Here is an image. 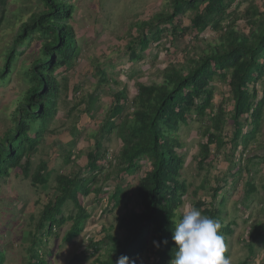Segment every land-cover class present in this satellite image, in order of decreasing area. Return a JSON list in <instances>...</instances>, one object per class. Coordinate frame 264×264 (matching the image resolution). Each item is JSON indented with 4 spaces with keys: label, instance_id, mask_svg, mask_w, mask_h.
I'll return each instance as SVG.
<instances>
[{
    "label": "trees",
    "instance_id": "16d2710c",
    "mask_svg": "<svg viewBox=\"0 0 264 264\" xmlns=\"http://www.w3.org/2000/svg\"><path fill=\"white\" fill-rule=\"evenodd\" d=\"M166 2L169 12L162 11L136 26L137 35L128 46L133 64L139 63L143 59L141 54L151 44L159 42L164 33L181 39L187 33L195 32L197 38L209 29L216 39L204 42L205 48L200 54L187 58L182 65L168 66L161 73V83L137 84V94L130 104L125 88L113 95L109 109L101 110L97 106L99 98L95 95H84L79 103H73L78 88L74 86L71 90L65 74L74 69L80 50L74 29L69 25L76 9L71 0H41L43 10L21 26L9 48L6 63L0 71V89L9 85L19 59L33 44L36 56L24 70L22 81L27 89L9 119L11 125L0 136V180L19 169L31 179L33 186L45 188L49 179L42 176L50 177L51 173H46L47 164H42L30 176L31 155L47 136L54 135L52 127L59 110L68 106L67 117L70 115L76 121L82 113L92 120L103 116L98 131H92L94 136H88L93 144L90 143L85 153L79 154V158L85 156L87 159L79 176L69 178L63 174L57 177L59 187L56 195L40 213L35 234L30 232L32 244L26 264H48L43 256V260L39 258L41 256L34 244L37 235H44L46 240L52 237L51 233L56 237L55 230L68 222L71 226L64 241L68 243L81 235L84 223L91 217L81 198L86 199L93 194L97 200L105 198L111 213L121 208L129 210L133 185L123 188L125 177L137 179L133 196L139 212L132 209L127 216L119 218V233L112 235L102 231V240L92 244L91 249L95 254L103 250L105 257L98 256L91 264H116L120 256H127L134 264H171L177 249L173 230L180 219L176 210L184 205L189 187H193L182 177L185 157L178 135L182 127L193 123L203 125L201 137L206 139L205 143L199 144L198 174L205 169L208 172L191 193L190 206L220 221L226 246L228 238L234 234L232 228L235 224H225L223 219L227 194L237 186L243 171L248 175L244 209H249L247 204L257 192L251 176L253 178L257 174L254 169L259 163L264 164V141L258 142L256 138L264 120V89L262 92L257 89L264 78V11L251 3L239 15L237 10L243 4L239 0ZM187 14L192 15L190 26L182 28L180 18ZM240 22H244V29L239 27ZM215 81L229 89L232 106L229 113L223 104L214 105L215 88L212 83ZM104 85L106 75L101 71L96 86L101 90ZM229 122H232L229 144L233 150L228 154L224 149L227 144L223 134ZM248 127L250 131L245 133ZM113 134L121 142V148L109 159L103 143L106 139L109 141ZM252 143L256 145L255 152L249 151L244 157ZM67 153L70 154L64 163L72 160L71 151ZM220 155L225 157L228 165L237 169L231 183L227 176L221 179L214 177L213 184L209 178L208 173ZM243 160L247 163L244 165L246 168L240 169L238 163ZM80 174L84 175L83 178ZM100 175L103 176L102 183H98ZM112 179L117 180L113 187L109 185ZM229 185L232 187L224 191ZM93 186L96 188L92 189ZM103 186L108 188L106 193H103ZM201 192H206L208 197L201 198ZM68 206L72 209L65 215L63 209ZM249 236V244L244 242V245L249 246L248 256L254 258L255 246L264 244V228L252 227ZM0 264H5L1 248Z\"/></svg>",
    "mask_w": 264,
    "mask_h": 264
},
{
    "label": "rangeland",
    "instance_id": "374dc122",
    "mask_svg": "<svg viewBox=\"0 0 264 264\" xmlns=\"http://www.w3.org/2000/svg\"><path fill=\"white\" fill-rule=\"evenodd\" d=\"M71 1L76 9L69 25L74 29L80 54L74 69L65 75L69 79L71 90L74 86L78 88L73 102L76 104L81 101L84 95H95L99 98L97 106H100L101 110L109 109L113 103V95L124 88L127 89L130 104L137 94V84L161 83V73L168 66L182 65L187 58L200 54L205 48L204 42H213L216 39V35L209 29L197 38L195 32H189L181 39H176L164 33L159 42L151 44L141 54L143 59L139 63L133 64L130 61L131 52L128 51V46L137 35L136 26L141 21H148L162 11L169 12L170 8L166 0ZM239 2L243 3L237 10L239 15H242L251 3L264 11V0H239ZM42 10L41 0H0V19H2L0 25V71L3 70L8 50L20 32L21 26L28 22L32 15ZM190 17L192 15L187 14L184 18H180L182 28L190 26ZM239 27L244 29V22H240ZM202 40L205 41L202 42ZM25 51V55L19 59L17 69L10 77L9 85L4 89H0V136L7 130V126L11 125L9 119L27 89L22 77L24 70L27 69L36 56L34 54V44ZM137 53L140 54L139 51ZM186 68L183 70L184 73L187 70ZM101 71L106 75V85L98 90L96 84ZM263 81L257 86L259 92L264 89ZM212 87L215 88L214 105L218 107L223 104L226 113H229L232 106L229 102L228 87L219 81L213 82ZM67 108L68 106H65L59 110V116L57 121L53 123L52 130L61 134H68L70 131L74 134L72 138H68V141L61 146V150L55 152L56 145L53 139L56 135L47 136L42 146L31 155L30 176H32L34 169L42 159L50 164V169L56 170L51 173L50 177L48 175L42 176L46 180L49 179L45 185L46 187L37 186V188H34L31 179L26 178L25 174L19 169L12 171L8 178L0 180V248L5 257V264H26L28 262V249L32 244L31 233L35 234V226L38 223L43 206L56 195V188L59 187L56 178L63 174L68 175L69 178H71L70 176L77 177L80 168L87 164L86 157L79 158V154L80 152L85 153L90 148V143L93 144L89 141L88 136H94L91 132L98 131L103 116L99 115L96 120H92L88 115L82 113L76 121L70 115L67 117ZM80 109L83 110L84 105ZM261 125L256 137L258 142L264 141V120ZM75 126H78V129ZM202 130V124L193 123L182 127L179 131L178 138L183 144L182 152L185 157L182 177L187 184L193 186L189 187L183 206H190L192 203L191 193L207 176V169L198 174L199 144L206 142V139L201 137ZM249 131L250 128L248 127L244 132L248 133ZM231 133L232 122H229L223 134L224 142L227 144L224 149L228 154L233 150L229 144L232 138ZM254 146L256 145L253 143L249 146L244 157L248 155L249 151L255 152ZM103 147L108 151V157L111 159L113 155L119 153L121 142L113 134L109 141L107 139L104 141ZM211 149L213 151V148ZM69 151H71L75 163L72 160L71 162L70 160L66 161L69 164L64 163L66 157L68 158L70 154L67 153ZM214 163V168L210 169L208 173L212 184L215 181L214 177L221 179L225 176L228 177L227 179L231 183L233 174L237 171L236 167L228 165L223 155H220ZM246 164V161L243 160L238 163V166L240 165V169H245L244 165ZM256 168L254 170L257 171V174H252L253 178L251 176V179L255 182L257 192L252 195L247 204L249 209H244L246 204L243 200L248 178L247 173L244 171L241 173L237 186L234 187V190L231 188L229 194H227L223 219L225 224L236 223V226L232 228L234 234L228 238L226 246L228 256L231 257V264H251L254 262L251 257L244 260V257H249V246L244 245L245 247H242L241 245L243 242L249 241L252 227L264 228L262 226L264 225V208H259V202L264 207V164L259 163ZM83 174H80L81 178H83ZM102 179L103 176L100 175L98 183H102ZM116 183L117 180L112 179L109 185L113 187ZM129 184L133 185L130 189L131 202L129 210L135 209L139 212V209L135 206L133 196L137 179L135 177H125L122 187L125 188ZM230 187L232 186L229 185V187L224 188V191H228ZM94 188L96 187L93 186L92 189ZM107 191L108 188L105 187L103 193ZM199 194L201 198L205 197L206 199L208 197L206 192ZM80 200L89 210L91 217L84 223V229L79 237L68 243L64 241L65 234L71 226L70 222L55 230L58 235L56 237H53L52 233L50 234L52 237L47 240L44 235L36 236L34 244L41 256L39 258L43 260V256L48 264H91L98 256L105 257L103 250L98 254L92 252V244L102 240L103 230L112 235L119 233V218L129 214V210L124 208L115 210L112 213L109 212L106 199L97 200L94 194ZM70 209H72L71 206H68L65 210L63 209L64 214H69ZM100 248L102 249V246ZM146 259H148V256H146Z\"/></svg>",
    "mask_w": 264,
    "mask_h": 264
},
{
    "label": "clouds",
    "instance_id": "9594fccd",
    "mask_svg": "<svg viewBox=\"0 0 264 264\" xmlns=\"http://www.w3.org/2000/svg\"><path fill=\"white\" fill-rule=\"evenodd\" d=\"M180 216L173 230L177 246L171 264H231L221 235V223L192 206L176 210ZM116 264H134L127 256H120Z\"/></svg>",
    "mask_w": 264,
    "mask_h": 264
},
{
    "label": "crops",
    "instance_id": "0c3cea01",
    "mask_svg": "<svg viewBox=\"0 0 264 264\" xmlns=\"http://www.w3.org/2000/svg\"><path fill=\"white\" fill-rule=\"evenodd\" d=\"M54 135H56V136H54ZM54 135H52V136H54L55 138L53 139L54 140V142H55V145H56V149H54V150H56L55 152H57V150L58 151H60L61 150V146L65 143V142H67L68 141V138H71L72 136H73V134H72V132H69L68 134H61V133H54ZM72 135V136H71ZM51 136V135H50ZM43 144V143H42ZM42 146V145H41ZM38 150V149H37ZM72 160H74V157H72L71 158ZM46 160H41L40 162H39V164L37 165V167L35 168V169H39L40 168V166L42 165V164H47L46 162H45ZM46 167V173H53V172H55L54 170H52V169H50V164H47V166H45ZM35 169H34V171H35ZM60 173H61V171H60ZM60 173H59V175H60ZM57 179V178H56ZM54 182H55V179H54ZM56 183V182H55ZM34 188H37V186L35 187V186H33ZM49 203V201H47V204ZM46 204V205H47ZM45 205V206H46ZM45 206H43V207H45ZM259 208L261 209V208H264L263 206H262V204H260V202H259ZM249 211V210H248ZM234 226H236V223H235V225ZM246 242H248V241H246ZM264 243V242H263ZM242 247H245L244 246V242H243V244L241 245ZM241 247V248H242ZM242 253V252H241ZM226 254L228 255V253L226 252ZM250 257H244V260H246V259H249ZM254 262H252L251 264H264V244H260V245H256L255 246V256H254ZM248 261V260H247Z\"/></svg>",
    "mask_w": 264,
    "mask_h": 264
}]
</instances>
